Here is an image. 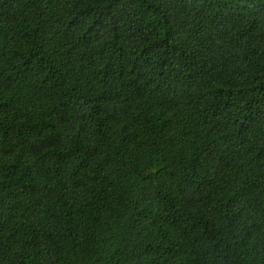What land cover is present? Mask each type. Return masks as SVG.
<instances>
[{
  "label": "trees",
  "instance_id": "16d2710c",
  "mask_svg": "<svg viewBox=\"0 0 264 264\" xmlns=\"http://www.w3.org/2000/svg\"><path fill=\"white\" fill-rule=\"evenodd\" d=\"M0 264H264V0H0Z\"/></svg>",
  "mask_w": 264,
  "mask_h": 264
}]
</instances>
